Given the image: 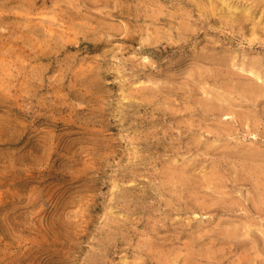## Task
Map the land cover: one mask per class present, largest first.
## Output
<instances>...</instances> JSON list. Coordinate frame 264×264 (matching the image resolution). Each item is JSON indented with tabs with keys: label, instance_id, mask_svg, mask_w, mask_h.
<instances>
[{
	"label": "rangeland",
	"instance_id": "374dc122",
	"mask_svg": "<svg viewBox=\"0 0 264 264\" xmlns=\"http://www.w3.org/2000/svg\"><path fill=\"white\" fill-rule=\"evenodd\" d=\"M236 1L0 0V264H264V14Z\"/></svg>",
	"mask_w": 264,
	"mask_h": 264
},
{
	"label": "bare ground",
	"instance_id": "6f19581e",
	"mask_svg": "<svg viewBox=\"0 0 264 264\" xmlns=\"http://www.w3.org/2000/svg\"><path fill=\"white\" fill-rule=\"evenodd\" d=\"M209 1H210V0H209ZM213 1H214V0H213ZM215 1H217V0H215ZM228 1H229V0H228ZM231 1H233V0H231ZM235 1H236V0H235ZM241 1H243V0H241ZM241 1H240V2H241ZM244 1H245V2L248 1L247 4H246V6L244 5L245 7L242 8V9H243V12L246 13V15L248 14V15H247V16H248V19H249V18H254L255 15H256V12H257V11H258V12H261V11H262V13L264 14V0H253L252 4L250 3L251 5L248 4L250 0H244ZM244 1H243V2H244ZM219 2H220V1H219ZM221 2H222V1H221ZM238 2H239V0L236 1V3H238ZM243 2H241V3H243ZM250 2H251V1H250ZM209 3H210V2H209ZM209 3H208V4H209ZM213 3H215V2H213ZM213 3H212V4H213ZM230 3H231V2H230ZM233 3H234V2H233ZM233 3H232V4H233ZM227 4H228V2H227ZM227 4L224 3L223 6L225 5V7H227V6L229 5V4H228V5H227ZM239 4H240V3H239ZM239 4H238V5H239ZM220 5H221V3H220ZM226 5H227V6H226ZM238 5H237V6H238ZM209 6H210V5H209ZM214 6H216V5H214ZM229 6H230V5H229ZM217 7H218V6H217ZM211 8H212V7H211ZM231 8H232V7H231ZM240 8H241V6H240ZM240 8H238V9H240ZM212 9H213V8H212ZM219 9H220V7H219ZM226 9H227V8H226ZM235 9H236V11H234V13H235V12H236V13L239 12V11H237V10H238L237 7H236ZM256 9H258V10L256 11ZM214 10H215V7H214ZM214 10H213V11H214ZM233 10H234V8H233ZM223 11H224V10H223ZM229 11H230V10H229ZM210 12H212V11H210ZM216 12H217V10H216ZM219 12H220V11H219ZM221 12H222V11H221ZM232 12H233V11H232ZM243 12H241V13H243ZM230 13H231V12H230ZM244 13H243V14H244ZM232 14H233V13H232ZM239 14H240V13H239ZM239 14L237 15L238 18H239ZM241 15H242V14H241ZM241 15H240V17H241ZM212 16H214V15L212 14ZM220 16H221V15H220ZM242 16H243V15H242ZM244 16H245V15H244ZM247 16H245L244 19H246ZM226 17H227V16H226ZM233 17H234V15H233ZM257 17H258V15H257ZM224 18H225V17H224ZM231 18H232V17H231ZM236 18H237V17H235V20H236ZM255 18H256V17H255ZM240 19H243V18L241 17ZM248 19H247V20H248ZM235 20H234V22H235ZM253 20H254V19H253ZM261 20H262V19H261ZM261 20H260V22H261ZM231 21H232V20H231ZM237 22H238V20H237ZM241 22H242V21H241ZM243 22H245V21H243ZM260 22H259V23H260ZM246 23H247V22H246ZM248 23H249V22H248ZM253 23H254V21H253ZM253 23H252V24H253ZM255 23H256V22H255ZM262 23H263V21H262L260 24H262ZM238 24H239V23H238ZM258 26H259V25H258ZM260 26H261V25H260ZM256 28H257V27H256ZM263 29H264V28H263ZM255 31H256V30H255ZM255 31H253V32H255ZM253 34H254V33H253ZM253 34H252V35H253ZM255 34H256V33H255ZM251 73H252V72H251ZM255 152H256V151H254V152H252V153L256 154L257 152H256V153H255ZM261 153H262V152H261ZM258 154H259V153H258ZM262 154H263V153H262ZM251 156H252V155H251ZM261 156H262V155H261ZM263 156H264V155H263ZM255 157H256V156H255ZM257 157H258V155H257ZM259 157H260V155H259ZM261 159H262V158H261ZM263 159H264V158H263ZM263 159H262V160H263ZM261 171H263V168H262ZM261 171H258V172L261 174ZM252 172H253V171H251V173H252ZM262 173H263V172H262ZM182 174H183V173H182ZM253 174H254V172H253ZM260 174H259V175H260ZM175 175H177V174H175ZM183 175H186V174H183ZM180 176H181V175H180ZM186 176H187V175H186ZM176 177H178V176H176ZM181 177H182V176H181ZM181 177L178 178V179H180V181H181L182 179H184V176L182 177V179H181ZM260 177H262V180L264 179V178H263L264 176H260ZM185 179H186V177H185ZM260 180H261V178H260ZM178 182H179V181H178ZM260 183H262V182L260 181ZM263 185H264V184H263ZM259 186H262V185H259ZM262 188H264V187L262 186Z\"/></svg>",
	"mask_w": 264,
	"mask_h": 264
}]
</instances>
